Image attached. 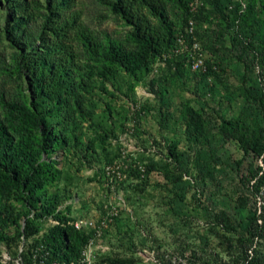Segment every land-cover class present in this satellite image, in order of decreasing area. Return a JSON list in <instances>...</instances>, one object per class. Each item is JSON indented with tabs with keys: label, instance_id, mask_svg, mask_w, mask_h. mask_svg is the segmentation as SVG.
<instances>
[{
	"label": "rangeland",
	"instance_id": "1",
	"mask_svg": "<svg viewBox=\"0 0 264 264\" xmlns=\"http://www.w3.org/2000/svg\"><path fill=\"white\" fill-rule=\"evenodd\" d=\"M19 1L0 0V124L24 161L0 183V264H50L56 227L76 248L52 264H264L262 156L244 150L264 145V0H170L157 57L102 0H74L98 50L75 43L80 104L57 107L19 66L46 49L50 0L13 30Z\"/></svg>",
	"mask_w": 264,
	"mask_h": 264
},
{
	"label": "trees",
	"instance_id": "2",
	"mask_svg": "<svg viewBox=\"0 0 264 264\" xmlns=\"http://www.w3.org/2000/svg\"><path fill=\"white\" fill-rule=\"evenodd\" d=\"M102 1L132 28V37L143 54L157 57L174 40L175 31L167 14V4L170 0ZM40 8L41 5L37 0L19 1L14 10L18 19L13 30L34 20ZM46 11L40 34L46 49L42 51L36 47L31 49L27 46L23 47L19 66L31 81L33 90H37L39 96L55 107L60 104L69 106L70 100L80 104L79 95L71 81V74L77 67L75 43L84 42L90 49L97 51V41L92 35L82 30L81 14L76 9L74 0H50ZM7 106L26 121L37 124L35 114L28 113L23 103L7 104ZM48 129L51 130V128ZM200 129L201 125L195 124V133L198 134ZM259 143L260 141L252 140L244 145V150L248 153L249 150L256 151L260 147L259 156H262L263 166L257 182L263 183L264 145ZM10 145L11 140L6 128L0 124V183L2 186L14 184L17 181L15 173L20 172L19 168L24 164L19 155L10 149ZM252 186L256 192L263 187V185ZM259 213L264 223V208ZM47 246L52 250V253H49L50 264L65 258L68 252H74L76 248L75 246L71 248L62 227H56Z\"/></svg>",
	"mask_w": 264,
	"mask_h": 264
}]
</instances>
